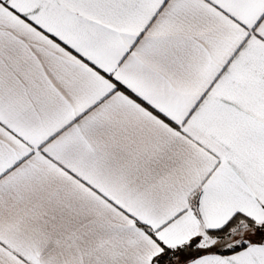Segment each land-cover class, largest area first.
Instances as JSON below:
<instances>
[{
    "label": "snow or ice",
    "instance_id": "snow-or-ice-1",
    "mask_svg": "<svg viewBox=\"0 0 264 264\" xmlns=\"http://www.w3.org/2000/svg\"><path fill=\"white\" fill-rule=\"evenodd\" d=\"M0 264H264V0H0Z\"/></svg>",
    "mask_w": 264,
    "mask_h": 264
}]
</instances>
